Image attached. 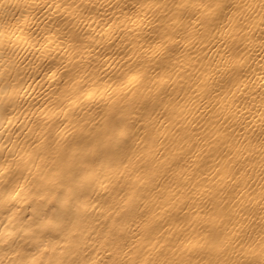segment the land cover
<instances>
[{
  "label": "bare ground",
  "instance_id": "obj_1",
  "mask_svg": "<svg viewBox=\"0 0 264 264\" xmlns=\"http://www.w3.org/2000/svg\"><path fill=\"white\" fill-rule=\"evenodd\" d=\"M0 264H264V0H0Z\"/></svg>",
  "mask_w": 264,
  "mask_h": 264
}]
</instances>
